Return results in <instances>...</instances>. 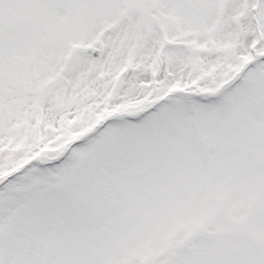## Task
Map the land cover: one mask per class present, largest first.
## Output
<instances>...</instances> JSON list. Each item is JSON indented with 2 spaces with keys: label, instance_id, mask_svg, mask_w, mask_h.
<instances>
[{
  "label": "rangeland",
  "instance_id": "374dc122",
  "mask_svg": "<svg viewBox=\"0 0 264 264\" xmlns=\"http://www.w3.org/2000/svg\"><path fill=\"white\" fill-rule=\"evenodd\" d=\"M0 264H264V0H0Z\"/></svg>",
  "mask_w": 264,
  "mask_h": 264
},
{
  "label": "water",
  "instance_id": "95a60500",
  "mask_svg": "<svg viewBox=\"0 0 264 264\" xmlns=\"http://www.w3.org/2000/svg\"><path fill=\"white\" fill-rule=\"evenodd\" d=\"M103 51H104L103 47L94 48L88 45L84 47V52L86 54L93 56L94 58H99L103 54ZM188 243H189V238H186L183 241V243L177 247V250L182 251L187 246Z\"/></svg>",
  "mask_w": 264,
  "mask_h": 264
},
{
  "label": "trees",
  "instance_id": "16d2710c",
  "mask_svg": "<svg viewBox=\"0 0 264 264\" xmlns=\"http://www.w3.org/2000/svg\"><path fill=\"white\" fill-rule=\"evenodd\" d=\"M165 103L163 102V104L160 106V107H162L163 105H164ZM70 157V156H69ZM45 159H47V158H45ZM40 161L42 162H45L46 160H42L41 158H40Z\"/></svg>",
  "mask_w": 264,
  "mask_h": 264
}]
</instances>
